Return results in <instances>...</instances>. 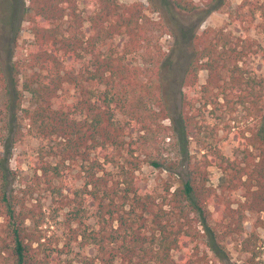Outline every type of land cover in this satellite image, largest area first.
Instances as JSON below:
<instances>
[{"label":"trees","instance_id":"trees-1","mask_svg":"<svg viewBox=\"0 0 264 264\" xmlns=\"http://www.w3.org/2000/svg\"><path fill=\"white\" fill-rule=\"evenodd\" d=\"M171 1L187 12L202 3L208 12L228 3ZM24 18L34 47L8 65L0 58V255L9 254L8 264H74L44 230L55 216L49 218L41 202L31 203L28 191L49 193L66 211L70 240L94 249L79 264H220L230 258L227 240L237 237L256 255L261 239L256 231L245 234L244 221L264 211V74L257 68L264 44L247 33L253 25L264 32V0H241L230 13L229 24L244 33L209 27L192 34L182 80L183 87H196L200 70L208 71L197 102L221 121L230 116L225 130L240 144L235 157L218 144L190 153L197 122L193 98L183 92L170 128L185 151L186 177L161 194L143 188L139 162L126 147L128 129L148 134L155 118L168 117L161 83L127 60L149 39L143 3L29 0ZM66 84L74 99L57 105ZM31 136L41 140L33 175L22 177L19 186L27 189L14 193L9 186L18 173L11 159ZM212 166L224 174L219 188L209 183ZM238 191L241 198L233 196Z\"/></svg>","mask_w":264,"mask_h":264},{"label":"rangeland","instance_id":"rangeland-1","mask_svg":"<svg viewBox=\"0 0 264 264\" xmlns=\"http://www.w3.org/2000/svg\"><path fill=\"white\" fill-rule=\"evenodd\" d=\"M86 2L90 0H85ZM123 3L142 2L146 20L148 21V41L140 49L127 55L128 62L138 64L143 69L145 77L158 80L162 86V97L167 109V118H155L153 130L146 134L145 131L128 129L126 136L127 149L134 151L133 159L139 162L136 174L143 188L161 194L168 185L174 190L181 185L187 172V161L184 148L173 137V120L179 117L181 98L183 92H187L193 98L192 113L195 116V136L190 138V153L198 154L204 151V146L218 144L223 153L234 158L235 148L240 144L230 139L231 132L227 133L225 127H229V115L226 114L221 121L212 113V107H204L197 102L201 84L206 82L208 71L201 69L198 73L199 84L196 87H183L182 80L187 66L192 58V34L201 33L209 27H226L236 33H244L242 28L229 24L230 13L240 4L241 0H228V3L214 11H207L204 3L192 12L178 8L171 0H121ZM29 0H0V58L4 65H8L14 59L24 57L35 45V35L31 24L25 17V9ZM256 37L264 44V32L253 25L247 33ZM257 68L264 74V63L257 62ZM74 89L65 85L55 99L57 105L68 104L74 99ZM26 99H29L27 95ZM240 112V110H239ZM243 111H241L242 113ZM220 113V112H219ZM117 118L125 120L120 113ZM232 125L237 126L235 121ZM201 127L202 130L198 129ZM233 129V128H232ZM234 130V129H233ZM233 132V131H232ZM145 134L144 137L141 135ZM41 140L35 136L28 137L14 149L11 159L12 168L18 173L14 186L9 188L16 193L26 186H19V180L24 177L29 179L33 175L31 161L36 148ZM161 162V166H155L152 162ZM108 168H111L108 165ZM224 174L217 166L210 167L209 183L219 188L223 182ZM82 179L73 177V183L77 187L82 184ZM25 192H20V194ZM241 192H234L233 196L241 198ZM27 199L33 202H41L43 211L52 219L44 230L48 236L57 240L53 244L54 249L62 250L63 256L75 258L74 264H79V259L86 255L94 254L92 247L83 248L78 241L70 240L69 228L65 223L64 209H59V203L44 191H35ZM30 203V200H27ZM57 209V210H56ZM4 220L0 210V224ZM93 220L90 223L93 224ZM245 234L256 231L261 239L257 248V254L242 249L237 238L227 240L230 258L220 264H264V211L259 214H248L244 221ZM1 227V226H0ZM68 244V245H67ZM36 245V244H35ZM68 248L72 251L65 253ZM212 255V254H211ZM7 256L0 255V264H8ZM180 254L177 253V257Z\"/></svg>","mask_w":264,"mask_h":264}]
</instances>
